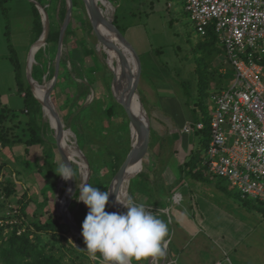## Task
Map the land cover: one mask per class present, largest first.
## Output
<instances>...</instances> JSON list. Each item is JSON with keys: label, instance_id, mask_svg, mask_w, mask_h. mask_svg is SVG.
I'll list each match as a JSON object with an SVG mask.
<instances>
[{"label": "rangeland", "instance_id": "rangeland-1", "mask_svg": "<svg viewBox=\"0 0 264 264\" xmlns=\"http://www.w3.org/2000/svg\"><path fill=\"white\" fill-rule=\"evenodd\" d=\"M42 1L51 11L53 22L56 21L57 26L53 30L57 28L59 33L51 54L47 50L37 57V51L34 56L33 72L37 76L32 78L38 85L47 86L55 73V59L67 11V0ZM116 1L120 6L118 9ZM71 2L74 3V0ZM107 2L110 4L109 10L106 9L108 20H112L114 24L116 17L117 27L123 37L131 45H135L139 54L145 53L143 60L148 58L150 63L146 67V61L143 62V71L148 74L146 80L151 85L153 94L146 96L139 90L143 94L141 99L146 111L147 104L161 108L162 98L174 95L177 99L183 97L191 109L198 103L194 118L201 122L208 120L210 95L215 89L229 87L231 78L217 82L220 78L212 59L219 50V44L213 40L205 44V39L196 32L184 11L182 0ZM96 4L103 13L106 8L103 0H96ZM7 6L9 43L4 37L6 21L0 14V104L7 107L3 113L0 112V128L6 130L11 144L0 146V263L5 259H12L16 264H34L35 260L40 261L35 254L40 252L44 259L53 257L52 264H107L99 255L93 260L86 252V259L77 251L78 248L86 249L79 242L81 238L75 235L63 218L65 225L57 230L65 231L67 227L70 228L71 232L66 233L67 240L39 236L31 227L33 224H44L53 215L60 216L59 202L62 201L67 181L57 175L63 160L44 105L37 99L39 105L33 113L34 128L25 113L24 94L18 92L14 67L10 62L8 45L15 51L21 69L25 72L29 50L37 40L30 16V4L27 0H12ZM82 6L80 9L72 6L63 38L68 27H72L75 33L67 37L68 43L63 44L62 40L57 68V77L61 72V79L57 81L56 77L50 96L62 129L70 133L68 150L78 151L81 158L77 159L78 162L86 165L89 171L91 166L101 184L103 183L100 187L97 182L92 186L104 191L102 189L106 185L109 191L133 148V124L131 111L113 97L109 88L113 71L116 73L119 65V60L113 58L111 63L109 57L118 53L116 41L111 40L116 45V52L112 43L107 56L100 40L94 41L92 33L80 30L85 18ZM39 17L41 18L40 13ZM114 26L116 27L115 24ZM131 27L133 28L130 30ZM84 42L96 49L104 67L95 65L92 56L83 55ZM46 45L40 49L44 50ZM223 52L220 51L221 54ZM93 66L96 68L94 71ZM197 88L200 89L199 97L194 93ZM161 95L164 96L161 98ZM9 110L12 114L7 112ZM172 118L175 125L181 124L180 116ZM33 133L39 135L44 144H35L26 150L25 141ZM194 135L191 137L192 146L193 143L199 145L200 142ZM153 137L148 136V142ZM149 155V150H146L141 169L127 182L125 201L131 198L136 204H143L146 210L170 227L165 256L158 258L157 264H264V203L260 205L255 200H244L226 179L211 175L204 169L198 172L192 169V175H181L178 188L168 190L167 203L161 199L156 201L157 204L154 202L151 205L150 202L154 199L147 198V193H144V177L138 175L149 164ZM67 157L69 158L68 153ZM79 163L74 161L72 165L76 167L80 196L83 177L80 175ZM195 172L198 177H193ZM8 182H13L12 189H15L10 197H6L3 191V186ZM74 192L71 195L68 193L70 199ZM22 198L23 214L17 204ZM78 206L82 207L84 214L79 213ZM105 210L107 211V206ZM123 212H126V208L121 213ZM72 213L74 220L79 219L83 224L88 208L78 201L74 204ZM11 238L15 240V244L10 250ZM236 238L237 243L234 240Z\"/></svg>", "mask_w": 264, "mask_h": 264}, {"label": "built area", "instance_id": "built-area-1", "mask_svg": "<svg viewBox=\"0 0 264 264\" xmlns=\"http://www.w3.org/2000/svg\"><path fill=\"white\" fill-rule=\"evenodd\" d=\"M182 2L199 35L213 31L233 74L229 87L209 97L208 144L199 164L242 199L264 203V0Z\"/></svg>", "mask_w": 264, "mask_h": 264}, {"label": "crops", "instance_id": "crops-1", "mask_svg": "<svg viewBox=\"0 0 264 264\" xmlns=\"http://www.w3.org/2000/svg\"><path fill=\"white\" fill-rule=\"evenodd\" d=\"M115 3H117V1ZM80 7L81 6L79 4L78 7L76 8L80 9ZM116 7L117 9L120 7V6L118 7V3L116 4ZM132 28L133 27L129 29L131 30ZM91 33L93 35L90 36L93 38V40L99 41V38L97 37L95 32L91 31ZM203 38L205 39V44L211 43L212 42L211 40H213V42L218 43L219 46L218 45L217 46L219 50L223 52V48L221 44L218 42L216 37L214 38L212 34H207L206 32ZM131 46L134 47V50L136 49L135 45L132 44ZM136 47L138 46L136 45ZM92 50H93V54L90 56H92L95 65L100 64V66L104 67V65L100 62L99 57L97 56L96 49H92ZM219 50L216 51V55L212 59V64L215 66L216 73L220 78V80L217 81L218 83H220L222 80H230V78H232V76H230L231 73H229L230 68L226 61L225 54L224 52L221 54ZM135 51H137V49ZM136 53L138 54L140 59L141 69H140V73L133 78L132 84L135 88L137 97L139 98L140 102L143 104L141 99V96L143 94L140 93L139 90H142V92H144L146 96L148 95L151 96L153 94L152 93L153 90L150 89L151 85L146 80L148 74L143 71L145 68L143 62L146 61V67L150 66V63H148V58L143 60V56L145 55V53L141 52L142 54H139L138 51ZM133 66H134V59L132 57L130 59L129 69H132ZM93 67H94L93 69L94 71L96 68L95 66ZM229 83H232V79L231 82H228V84ZM109 88L111 87L109 86ZM215 91L216 89L213 90V92ZM194 93L197 97H199L200 89L197 88L196 90H194ZM162 96L164 95H161V98ZM162 100H163V105L161 106V108H156L151 103L147 104L146 107L149 118V136L153 135L154 139L152 140L151 138V140L147 144V150H149L150 152V155L148 157L149 164L145 165L143 171L138 173V175L142 174L139 176L144 177V183H145L144 193H147V198L150 197L151 199H154L150 202L151 205L156 201L157 202L161 201V199L165 200V202L167 203L168 201L167 198L169 199L168 190L171 191V189L179 187L178 181L181 178L182 174L184 175L187 174V176H190L191 166H186V164L195 157L197 150L199 149L197 143H193L192 146L191 137L193 136V134H195L194 138L197 136L198 140H200L199 137L200 135L198 136L197 131H202L196 128V125L198 123H201V121H198V119L196 120V118H194L195 111L198 109L197 107L198 103L194 104L193 108L191 109L183 97L177 99L174 95L173 96L168 95L166 97H163ZM208 107H210L209 99H208ZM172 116L175 118L180 116L182 119L181 124L175 125ZM150 123L152 126H150ZM194 138H193V142H194ZM140 167H138V169ZM200 169L203 168L199 164L196 165V168L194 170L199 171ZM169 228L170 227H168V231ZM169 237H170V233H169ZM234 240L236 241L235 243L238 242L237 238Z\"/></svg>", "mask_w": 264, "mask_h": 264}, {"label": "water", "instance_id": "water-1", "mask_svg": "<svg viewBox=\"0 0 264 264\" xmlns=\"http://www.w3.org/2000/svg\"><path fill=\"white\" fill-rule=\"evenodd\" d=\"M29 3L33 4L36 9L39 11L41 14V21H42V32L38 39L35 41V43L31 46L27 61H26V68H25V75L26 79L28 82V85L30 87V90L34 97L38 99L39 101H42L44 105V109L47 105L48 108V113L50 117V123L51 127L55 133V139H56V145L58 147L60 156L63 160V162L66 164V166H72L73 161L67 157V153L65 152V149L63 148V140L61 137V133L63 131L60 121L58 118L57 111L54 107V104L51 100L50 96V89L53 86L56 77H57V68H58V63H59V58L61 55V45H62V40H63V34L66 29V26L70 20L71 13H72V2L71 0H67V11L65 15V19L60 31V36H59V41H58V52L57 56L55 59V73L53 76V79L50 82V85H48L45 89V97L44 100H40L34 90V84H37L34 79L32 78V67L34 64V56L36 52L42 48L47 41V38L49 36V31H50V24H49V18L48 14L43 6H41L39 3H37L35 0H27ZM83 5H84V11L86 14V17L88 21L90 22L93 31L99 38V40L102 42L103 49L105 54L108 56V50L112 49V43L113 41H119L120 44L122 45L123 49L128 51L133 59H134V66L132 69H129L126 72L121 71L118 76L114 73L113 71V79L111 82V92L113 97L127 110L131 111V119H132V124H133V114L132 111H136L140 115V130L137 138L136 145H133L132 150L128 153L121 169L119 170L115 182L111 185L109 192V203L107 205V212H113V202L115 200V197L117 195V192L119 190V187L121 186L122 183L128 182L129 179L137 174V171L134 173L127 174L125 171L126 166L130 161L136 162V164H139L142 166V157L147 150V144H148V136H149V118L146 109L144 108L143 104L140 102L139 98L138 101H135L133 98L129 97H124L121 95L120 90H119V80H127L129 83V87L131 88V91L133 94L136 95L135 88L132 84L133 78L140 73L141 65H140V59L134 48L131 46V44L123 37L121 32L114 26L112 23V20L109 21V23L105 22L103 18L101 17L100 14H98L95 10L96 7V1L94 0H82ZM102 20V21H101ZM101 25H105V28L109 29L112 31L111 33H108L105 31ZM113 40V41H111ZM114 44V43H113ZM36 46V50L32 52V49ZM115 46V52H116V45H113V48ZM38 85V84H37ZM40 86V85H38ZM45 87V86H41ZM137 96V95H136ZM46 103V105H45ZM139 166V167H140ZM85 178L82 180V185L86 184L88 182L89 178V168L85 165ZM83 187V186H82ZM81 187V188H82ZM80 188V189H81ZM75 187L73 184V178L67 181V186L65 189V192L62 197L61 206H59V211H60V217L63 218L68 225L70 226L71 230L77 235L79 238L83 240L82 237V230L80 227L77 225L76 221L74 220L73 213L70 212L68 206H69V201H70V195L74 192ZM70 192V195L68 193ZM67 197V198H66ZM84 241V240H83Z\"/></svg>", "mask_w": 264, "mask_h": 264}, {"label": "clouds", "instance_id": "clouds-1", "mask_svg": "<svg viewBox=\"0 0 264 264\" xmlns=\"http://www.w3.org/2000/svg\"><path fill=\"white\" fill-rule=\"evenodd\" d=\"M62 179L68 181L75 177L72 166L63 162L59 168ZM109 191L84 184L80 189L78 201L88 208L82 224V237L90 258L97 254L107 264H157V259L165 256L168 225L129 198L126 212H107Z\"/></svg>", "mask_w": 264, "mask_h": 264}, {"label": "trees", "instance_id": "trees-1", "mask_svg": "<svg viewBox=\"0 0 264 264\" xmlns=\"http://www.w3.org/2000/svg\"><path fill=\"white\" fill-rule=\"evenodd\" d=\"M11 1L12 0H0V14L3 16L4 20L6 21L5 22V30H4V37H5L6 41H7V43H9V36H10V34H9V26H8V23H9V9H8L7 4L9 2H11ZM35 1L45 8V10H46V12L48 14L49 24H50L49 36H48L47 41H46V44H47L46 48L44 50L43 49L38 50L39 53L36 52V53L39 54V56H37V57H40L43 54V52L45 54V51H47V50H49L50 54L52 53V47L55 48V46H56L55 42H57V40H58L59 33L56 31L57 28H56V30H53L54 27L57 26L56 25V21L54 20V22H53V19L50 16L51 11L46 7V4L42 0H35ZM46 1L49 2V0H46ZM29 4H30V7H31V13H30L31 15L30 16L32 18V25H33V30L35 32V38L38 39V37L40 36V34L42 32V27H43L42 26V21H41V18L39 17V13H38V10L36 9V7L33 4H31V3H29ZM79 4H80V6H82V4H83L82 0H74V3L72 5H73V7L76 8V7H78ZM82 7H83V10H84V5ZM84 13H85V11H84ZM115 15H116V11H115ZM114 24L117 27V19H116V17H115V20H114ZM117 29L121 32V30L118 27H117ZM80 30L83 33H91V31H93L92 26H91L90 22L88 21V19L86 17V14H85V18H84V23H83L82 27H80ZM73 33H75V30L74 29L72 30V27H68L66 32H65L64 38H63V44L68 43L67 37L70 36ZM207 34H212L214 36V38L216 37L211 29L207 30ZM82 40H84V39H82ZM87 44H88V46L86 45L85 42L83 44V46H84L83 55H92L93 54V50L89 47V43H87ZM8 46H9V51H10V62L12 63V65L14 67V76H15L16 85L18 87V92L24 94L23 99H24L25 113L29 117L30 125H32V127L36 128L35 127V123H34L33 113H34V111L36 109V106H38L39 103H38L37 99L34 97V95L32 94V92L30 90V87H29L27 79H26L25 72H23V70L21 69L19 61H18L17 56L15 54V51L11 48L10 45H8ZM263 65H264V62H263ZM60 67L63 68L62 65ZM33 70H34V67L32 69V76L35 79L37 75H34ZM229 73H231L230 76L233 75L231 70H229ZM60 75H61V72L59 73V75L57 77V81L59 79H61ZM0 106H1L0 107L1 111L0 112L3 113L5 111L4 108L6 106L1 105V104H0ZM7 112L11 113V110H9ZM0 116H1V114H0ZM204 125H205V127H204V129L202 131H197V133H200V140H199L200 142H199V145H198L199 149L197 150V153H196V155H198V156L195 155V157L186 164V166H191L190 167V175H192L191 174V169H195L196 165H199L200 155H201L202 151L206 148V146L208 144V120H206L204 122ZM10 144H11V140H10V137H8L6 130L0 128V146L1 145L2 146H8ZM35 144H44V142H43L42 138L39 135H36V134L33 133L31 135V137L28 138L25 141L26 150H28V148L30 146H33ZM114 168H117V166H114ZM72 169L74 170V175H75V177L73 179V184H74V187L76 188V190H75L72 198L69 201L68 208H69L70 212H73L74 204L76 202H78V199H79V191L77 189L78 176H77V172H76V167L72 165ZM140 169H141V167L137 170V172ZM196 172H198V171H196ZM139 175H142V174H139ZM96 176H97L96 172H94V170H92V167L90 166V172H89V178H88L87 184L93 185L95 182H97V183H99V187H100L101 182H100L98 176L97 177ZM193 177H198V174L197 173L193 174ZM12 184H13V182H8V183H6L5 186H3V191H4V194L6 195V197H10L11 195H13L15 193L14 187L12 189V186H13ZM104 186H105V188L103 187L102 190L107 191V187L108 186H106V185H104ZM258 203L260 205L263 204L261 202H258ZM17 204H19V206H20L19 210L22 213V209L21 208H22V205H23V198L18 200ZM113 204H114V211H115L116 206H115L114 202H113ZM78 207H79V210H80L79 213L84 214L82 207L81 206H78ZM86 215H85V217H86ZM51 218L52 219H48L46 222H44V224H33V225H31V227L33 228L34 232L39 234V236L42 235V236H46L48 238L51 237V238H55V239L58 238L59 240L60 239H66L67 240L66 233H70L71 232L70 228L67 227V229L65 231H62V229L57 230L58 228H62L65 225V222L63 221V219L60 216H57V215H53ZM75 221H76L77 225L80 227V229L82 230V224H81L80 220L79 219H75ZM1 232L2 231L0 229V237H1ZM79 242L86 249V245H85L84 241L81 239ZM9 244H10V250H11L12 246L15 244V240L12 239V238L9 239ZM77 251L81 255H83L86 259H88L87 255H86V251H84V249L78 248ZM31 254H33V251L31 252ZM35 254L38 256V258H40V261L36 262V260H35L34 264H52V262L54 261L53 257H45V259H44L41 256L40 252H36ZM2 255L4 256V253H2ZM97 255H99V254H97ZM0 264H16V263L12 259H5Z\"/></svg>", "mask_w": 264, "mask_h": 264}, {"label": "bare ground", "instance_id": "bare-ground-1", "mask_svg": "<svg viewBox=\"0 0 264 264\" xmlns=\"http://www.w3.org/2000/svg\"><path fill=\"white\" fill-rule=\"evenodd\" d=\"M94 1H96V0H94ZM103 4H104V7H106L104 10L106 11V9H107V11H108L110 4L107 2V0H103ZM95 10H96V12L98 14L101 15V17L103 18V20L105 22L109 23V20H108L109 18L107 16V11L106 12L104 11L102 13L100 11V9L98 8L97 4H96V7H95ZM101 27L105 31H107L108 33L112 34V31L107 29V28H105V25H101ZM116 42H115V44L117 45L118 53L115 56H109V57H110V62L111 63H113V58H116V60H119V65H117L118 66L117 67V72L115 73L118 76V74L121 71L126 72V71L129 70L130 59L132 58V55L128 51L123 49V47H122V45L120 44L119 41H116ZM35 50H36V46L32 49V52H34ZM120 60H121V62H120ZM34 85H35L34 86V90H35L36 96L40 100H41L40 97H42V100H44L45 89H46V87L48 85L45 86V87L38 86L37 84H34ZM119 90H120V93H121L122 96L133 98L135 101H138V97L135 94L132 93L131 88L129 87V83H128L127 80H123V79L119 80ZM45 105H46V103H45ZM45 113H46V115H47V117H48V119L50 121L47 105L45 107ZM132 114H133V125H132L133 127H132V131L131 132H132V138H133V145L135 146L136 142H137V138H138V134H139V130H140V123L141 122H140V115H139L138 112L132 111ZM61 137H62V140H63V148L65 149V152L68 153L69 158L73 160V163H74V161L79 163L78 160H77L80 157L79 154L77 153L78 151H75V150H72V149L68 150V147H67V142L69 141L70 133L68 131L63 130L62 133H61ZM67 151H70V152H67ZM79 159H81V158H79ZM79 164L81 165L80 166L81 178L82 177L85 178V174H86L85 165L83 163H79ZM138 167H139V164H136V162L130 161L128 163V165L126 166V168H125V170H126L125 172L127 174L134 173V172L137 171ZM82 180H81V182H82ZM126 189H127V182H124L119 187V190H118L117 195L115 197L114 203H115L116 209L113 212L121 213L123 211V209L125 208L122 204H126V201H125V197H126V194H127L126 193ZM58 192H60V188L58 189ZM59 204L61 205V202H59Z\"/></svg>", "mask_w": 264, "mask_h": 264}]
</instances>
